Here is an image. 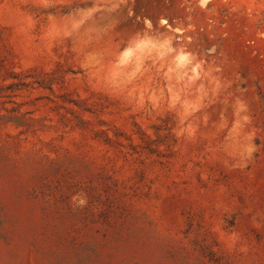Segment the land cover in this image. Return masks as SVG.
<instances>
[{
  "label": "rangeland",
  "instance_id": "374dc122",
  "mask_svg": "<svg viewBox=\"0 0 264 264\" xmlns=\"http://www.w3.org/2000/svg\"><path fill=\"white\" fill-rule=\"evenodd\" d=\"M0 264H264V0H0Z\"/></svg>",
  "mask_w": 264,
  "mask_h": 264
}]
</instances>
